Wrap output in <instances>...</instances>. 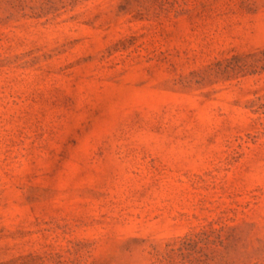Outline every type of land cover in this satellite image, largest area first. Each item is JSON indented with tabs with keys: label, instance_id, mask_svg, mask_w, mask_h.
I'll return each instance as SVG.
<instances>
[{
	"label": "rangeland",
	"instance_id": "374dc122",
	"mask_svg": "<svg viewBox=\"0 0 264 264\" xmlns=\"http://www.w3.org/2000/svg\"><path fill=\"white\" fill-rule=\"evenodd\" d=\"M0 264H264V0H0Z\"/></svg>",
	"mask_w": 264,
	"mask_h": 264
}]
</instances>
